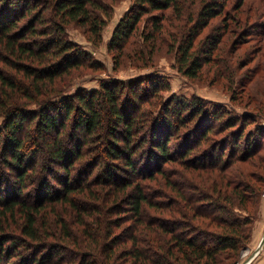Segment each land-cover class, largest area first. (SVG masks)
Listing matches in <instances>:
<instances>
[{
    "label": "trees",
    "instance_id": "16d2710c",
    "mask_svg": "<svg viewBox=\"0 0 264 264\" xmlns=\"http://www.w3.org/2000/svg\"><path fill=\"white\" fill-rule=\"evenodd\" d=\"M132 1L109 52L123 47L145 15L155 30L149 39L161 37L167 11L182 21L185 2H197ZM231 1L201 0L197 15L171 35L170 52L189 79L211 61L224 29L233 41L254 38L255 53L263 49L264 21L243 15L244 0L225 13ZM104 7L95 0H0V264L233 262L249 220L235 209L252 206L264 182V158L256 155L264 146L254 138L264 123L246 130L250 117L264 119V102L253 99L255 111L246 116L232 103L163 99L169 82L154 72L105 77L68 94L75 72L106 71L66 33L73 23L98 44ZM224 13L223 31L202 38ZM258 70L264 80V55ZM210 119L222 127L212 129ZM223 129L230 134L214 137ZM238 161L246 163L241 171L232 167Z\"/></svg>",
    "mask_w": 264,
    "mask_h": 264
},
{
    "label": "rangeland",
    "instance_id": "374dc122",
    "mask_svg": "<svg viewBox=\"0 0 264 264\" xmlns=\"http://www.w3.org/2000/svg\"><path fill=\"white\" fill-rule=\"evenodd\" d=\"M95 1L105 6L104 12L100 13L105 23L101 29V38H99L98 44H93L92 40L87 38V33L83 32L81 28L73 23L67 28L66 33H68L69 39H73L81 45L85 51L89 52L93 60L104 62L106 71L98 74H93L86 70L75 72L68 80L69 85L64 88L68 94L73 93L74 90L78 88H85L86 90L96 88L99 80L105 77L128 79L143 76L147 74V72H154L164 75L168 79L169 88L162 92L163 99L173 95H181L188 99L192 98V96H197L219 106H221L222 103H232L235 107L234 110L236 114L241 113L246 116L248 110L255 111L254 107L256 105L253 99L257 102H264V96L261 95L262 93L264 94V80L258 75L260 71L258 70L257 74L255 71L257 64L263 60L264 46L259 53H255L259 45L255 42L254 38L250 37L246 39V41H233L236 36L230 32H226L227 30L223 28L225 25H223L224 22H222V18L225 16V13H234V5L238 2L233 3V0L229 2L226 6L224 15H219L218 18L213 19L209 26L205 28L201 36L202 38L205 34H216L217 32L223 31V29L225 36L222 38L219 46L213 51L211 61L203 67L199 76L195 79H189L178 71L175 54L174 52H170V43L172 42L171 37L178 31L176 28L184 22L190 21V18L192 19L197 15L194 13L197 11L199 4H201V0H197L195 4L190 1L185 2L186 10L183 12L184 16L182 21L175 19L176 15H172L173 11H167L166 15L168 16V20L163 22L167 32L162 33L161 37L155 35L152 39H149L148 32L155 30H153L152 27V15H145L141 22L133 29L127 41L123 42V47L120 50H113L112 52H109L108 44L114 35V30L118 22L127 19L128 16H126V14L130 15L129 13L132 11L133 1ZM241 10L243 15H251L252 23L256 21L263 23L264 0H244ZM228 16H226V18ZM229 23L230 21L227 22V25ZM185 25L189 26L188 23ZM119 26H121L120 23L117 28ZM237 39H239V36ZM201 41L202 40H200V42ZM95 42H97V37H95ZM253 48L254 54L251 52L250 55L246 56L245 53ZM233 79L234 81H232ZM145 85L147 87L148 82H146L144 86ZM254 94L255 97H253ZM262 108L260 114L264 115V107ZM245 119L247 120V117ZM252 119L253 118L250 117V121L248 120L249 125L246 129L247 132L256 125L264 123V119H259V121L256 118ZM210 120L212 122H210L212 124V129L216 128V126L222 127V124H218L212 119ZM261 131L262 130H258V135L256 134L257 136L254 138L256 140L258 139L257 141H260L261 145L264 146V134H261ZM230 132V130L223 129L220 134L217 132L214 137L223 139L226 135H229ZM234 141L235 139H232L230 144L228 143V152L233 148L232 145ZM252 142L255 143L254 139L251 143ZM176 144V138H172L169 147L176 148ZM244 146L243 144L240 146L243 151L245 148ZM256 155L264 158V148ZM244 165H246V163L243 164L238 161L232 167L241 171V167H244ZM247 170L248 174L252 176L257 173L256 168H252L251 166H247ZM238 177L235 181L244 178L242 176ZM32 189V187L29 188V190L33 191ZM252 204L253 205H249L246 210L239 206L235 209V212L239 213V215L240 213L248 215L249 220L248 223L245 224L247 235L244 243L241 244L238 256L233 262L230 261L227 264H241L248 255L256 250V246L264 235V182L260 184L258 194L254 196ZM213 228L214 227H212L210 231L213 230ZM216 230L218 231V229ZM262 248L263 249L250 264H264V244Z\"/></svg>",
    "mask_w": 264,
    "mask_h": 264
},
{
    "label": "water",
    "instance_id": "95a60500",
    "mask_svg": "<svg viewBox=\"0 0 264 264\" xmlns=\"http://www.w3.org/2000/svg\"><path fill=\"white\" fill-rule=\"evenodd\" d=\"M264 244V235L262 236L261 240L259 241L258 245L256 246V250L252 252L250 255H248L241 264H250L251 261H253L256 256L260 253V251L263 249Z\"/></svg>",
    "mask_w": 264,
    "mask_h": 264
}]
</instances>
